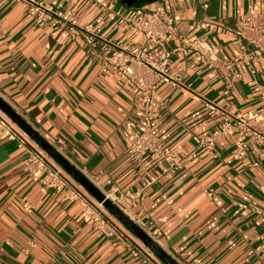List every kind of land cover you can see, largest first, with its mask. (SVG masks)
Returning <instances> with one entry per match:
<instances>
[{
  "label": "crops",
  "instance_id": "crops-1",
  "mask_svg": "<svg viewBox=\"0 0 264 264\" xmlns=\"http://www.w3.org/2000/svg\"><path fill=\"white\" fill-rule=\"evenodd\" d=\"M40 1L55 10L75 7L79 23L92 24L102 38L118 43L144 41L139 31L119 23L120 15L166 2ZM173 5L178 34L167 47L171 70L184 87L159 86L160 131L165 145L188 154L194 134H208L219 125L206 101L231 112L262 104L264 60L252 64L255 74L246 64L234 65L242 77L231 81L230 69L206 67L194 51L176 50L178 35L203 37L221 58L231 60L241 42L230 26L237 15L264 9V0H174ZM100 68L82 37L38 26L26 0H0V93L41 134L62 137L68 158L100 189L110 190L112 184L140 189L143 180L128 148L144 129L143 109L118 75L102 74ZM232 140L221 139L216 159L200 151L188 163L192 173L186 178L160 177L163 163L151 162L155 182L144 205L162 229L166 247L176 248L180 264H264L249 254L251 246L264 242V213L257 212L264 209V157L256 167L252 157L228 163ZM26 156L19 140H0V264H144L117 240L99 236L64 191L46 188L27 173ZM211 187H219L213 204L205 192ZM25 202L33 208L26 209Z\"/></svg>",
  "mask_w": 264,
  "mask_h": 264
},
{
  "label": "built area",
  "instance_id": "built-area-1",
  "mask_svg": "<svg viewBox=\"0 0 264 264\" xmlns=\"http://www.w3.org/2000/svg\"><path fill=\"white\" fill-rule=\"evenodd\" d=\"M26 1L29 3V13L38 26L65 28L72 39L82 37L89 46L90 53L99 59L101 73L118 75L130 90L134 101L142 107L144 129L129 146L128 157L141 175L143 186L140 189L124 190L117 184H112L110 190H101L106 200H110L154 242L178 261L176 248L166 247L162 239V229L157 224L153 213L148 212L144 205L148 189L155 182V178L150 176L151 162L163 163L160 177L172 179L180 175L186 178L192 173L188 163L199 158L200 151H205L216 159L220 155L217 148L221 146V139L230 136L233 139L232 149L227 162L232 163L235 160L252 157L254 159L251 162L252 166H259L264 157V90L262 104L249 111L231 112L216 102L206 101L209 115L217 117L219 125L208 134H194V149L184 154L178 149L165 145L160 131L162 103L158 95L159 86L169 83L184 87L182 77L171 70L172 51L167 47V43L178 34V11L174 8V0H166L163 6L155 9L137 10L130 15L119 16V23L143 35L144 41L141 43L134 41L118 43L102 38L92 24L79 23L75 7L55 10L40 0ZM204 7H208V4L205 3ZM230 31L241 42L239 53L231 60L221 58L203 37L186 38L178 35L180 44L176 50L184 54L194 51L196 59L206 67L230 69L228 76L231 81H237L242 77L240 72L233 70L236 64L248 65L251 67V73L255 74L256 70L252 68V64L264 60V9L237 15L230 26ZM154 46L160 48L158 53L151 51ZM0 95L4 98L1 93ZM28 122L39 131L36 125ZM43 136L58 152L91 179L84 167L68 158L66 141L62 137ZM5 139L19 140L20 146L24 148L27 155L23 169L36 180L41 181L44 187L64 191L67 199L77 202L82 209L84 222L99 236L117 240L134 257L141 258L144 264H166L116 218L103 202L98 201L0 108V140ZM218 191L219 187L205 189L212 204ZM24 207L33 208L28 202H25ZM257 212L263 214L264 209ZM30 243L33 244L32 241ZM249 254L264 260V242L251 246Z\"/></svg>",
  "mask_w": 264,
  "mask_h": 264
},
{
  "label": "water",
  "instance_id": "water-1",
  "mask_svg": "<svg viewBox=\"0 0 264 264\" xmlns=\"http://www.w3.org/2000/svg\"><path fill=\"white\" fill-rule=\"evenodd\" d=\"M139 0H131L127 4L130 6ZM0 108L14 122H16L22 130L32 137L42 148H44L59 164H61L81 185H83L98 201L103 202L104 206L123 224H125L136 236H138L160 259L166 264H180L175 258L167 253L161 246L154 242L138 225L130 220L117 206L110 200H106L102 190L84 173H82L76 165L70 162L64 155L58 152L50 142L34 128L14 107H12L0 95Z\"/></svg>",
  "mask_w": 264,
  "mask_h": 264
}]
</instances>
